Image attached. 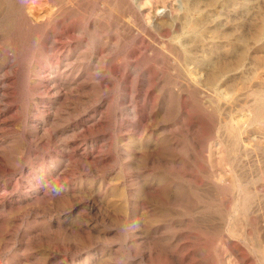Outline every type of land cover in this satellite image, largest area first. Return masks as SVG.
Listing matches in <instances>:
<instances>
[{"label":"rangeland","instance_id":"1","mask_svg":"<svg viewBox=\"0 0 264 264\" xmlns=\"http://www.w3.org/2000/svg\"><path fill=\"white\" fill-rule=\"evenodd\" d=\"M0 1V264H264V0Z\"/></svg>","mask_w":264,"mask_h":264},{"label":"bare ground","instance_id":"2","mask_svg":"<svg viewBox=\"0 0 264 264\" xmlns=\"http://www.w3.org/2000/svg\"><path fill=\"white\" fill-rule=\"evenodd\" d=\"M1 2V1H0ZM3 2H9V0H4ZM10 3V2H9ZM6 5V4H5ZM196 6V4H192L191 5V9H193ZM3 10V9H2ZM194 10V9H193ZM4 13V12H3ZM2 13V14H3ZM197 23V21H196ZM195 25V24H194ZM167 54V53H166ZM173 54V53H172ZM173 56V55H172ZM175 56V55H174ZM177 58V57H176ZM245 58V54L244 53H240L238 55V58L236 60V64L240 65L242 64V62L244 61ZM170 61V60H169ZM166 62V60H165ZM158 66V65H157ZM232 65H230L229 63H222V64H216L213 66H210V71H208L209 73L207 74L206 77V81L204 83L201 84V87L195 88L194 92L196 94L199 90L201 91V93L203 92L202 88H209V87H214L221 78H223V76L225 75V73H227L230 69H231ZM263 68V67H262ZM259 70V69H258ZM175 71V70H174ZM190 72V71H189ZM182 77V76H181ZM256 78H259V75L256 74L255 76H253L252 81ZM183 79V78H182ZM188 79V78H187ZM187 81V80H186ZM190 82V81H189ZM188 82V83H189ZM195 83V82H194ZM230 84V83H229ZM183 85V84H182ZM202 89V90H201ZM213 90V89H212ZM237 91V90H236ZM238 92H239V97L237 95V98L235 99L236 101L234 102V104H238L241 111L246 110L247 111V116H245V114L241 115V119H237L235 124L232 123H228L229 125H224V128H228L225 129L227 130L229 133L225 132L228 134L227 138H229V147H227V151H228V161L231 164V169L233 170V173L235 172L234 169H236L237 167L241 166L242 162H243V154L245 153L244 150L247 148L245 144H243V134L249 132L248 127L250 125H253L254 127H256L257 129H261L264 126V88L262 87L261 82H256L253 83L251 81H249L248 83L245 81L244 83H242L241 87H238ZM200 93V95H201ZM204 93V92H203ZM224 93V92H223ZM207 94V93H205ZM225 96V95H224ZM199 97V96H198ZM227 99V98H225ZM203 101V100H202ZM214 101V100H213ZM186 102L184 101V106H186ZM225 104V103H224ZM237 106V105H236ZM214 107V106H213ZM215 108V107H214ZM223 108V107H222ZM230 108V107H229ZM227 108V109H229ZM234 108V107H233ZM236 109V108H235ZM212 110H216L213 109ZM226 110V109H225ZM231 110V108L229 109ZM220 111V109H219ZM232 111V110H231ZM216 112H218L216 110ZM215 112V113H216ZM213 113V114H215ZM225 113V111H224ZM222 114V113H221ZM228 114V113H227ZM241 114V112H240ZM226 115V114H225ZM224 115V116H225ZM232 115V114H231ZM185 116V115H184ZM230 116V114H229ZM226 119L228 116H225ZM224 118V117H223ZM230 119V118H229ZM222 120V119H221ZM224 120V119H223ZM222 120V121H223ZM231 120V119H230ZM233 120V119H232ZM233 122V121H231ZM223 123V122H222ZM234 123V122H233ZM223 126V125H222ZM210 127V126H209ZM217 128V127H216ZM215 128V129H216ZM222 128V127H221ZM216 131V130H215ZM223 134V133H222ZM226 134V135H227ZM244 134V135H245ZM257 136V135H256ZM227 144V145H228ZM226 145V146H227ZM246 154V153H245ZM242 174V172H240ZM228 175V174H227ZM239 174H234L233 177L236 179H234L233 181V186L234 188H236V193L234 192L233 196V208L235 209V212L233 213V208H231V212H230V218H229V226H234L236 224L235 221V217L234 216H238L241 215L242 217L244 216H248L250 215L251 209H252V199L253 196L255 195L253 193L252 188H249L247 186V181H244L241 175ZM247 180V179H246ZM227 185V184H226ZM224 187V186H223ZM259 187L261 188L260 185H258V187H255V189H259ZM264 187V186H263ZM217 188V187H216ZM218 189V188H217ZM233 189V187H232ZM264 189V188H263ZM261 188V190H263ZM202 190V189H201ZM204 190V189H203ZM206 191V190H205ZM208 191V190H207ZM212 191V190H209ZM208 191V192H209ZM214 193V192H213ZM218 195V194H217ZM190 196V195H188ZM219 196V195H218ZM229 197V196H228ZM227 199V198H226ZM230 199H228L229 201ZM226 202V201H225ZM230 202V201H229ZM227 205V204H226ZM261 207V206H260ZM164 211H162L163 213ZM203 213V212H202ZM229 217V216H228ZM257 217V216H256ZM238 218V217H236ZM241 218V217H240ZM252 218V216H251ZM261 219V218H260ZM255 222V219H254ZM252 224V223H251ZM217 225V223H216ZM243 225V224H242ZM227 226V225H226ZM225 226V227H226ZM213 227V226H212ZM215 227V226H214ZM254 228V225L252 226ZM211 228V227H210ZM217 228V226H216ZM259 228V227H258ZM213 229V228H212ZM248 237V236H247ZM263 238V237H262ZM240 240V239H239ZM231 241V240H230ZM247 241V239H246ZM255 243V242H254ZM256 246V244H255ZM257 251V250H256ZM261 259L264 263V256H261Z\"/></svg>","mask_w":264,"mask_h":264}]
</instances>
